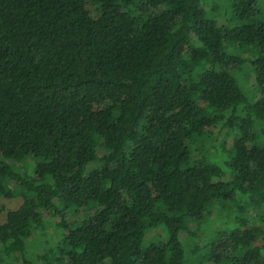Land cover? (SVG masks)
<instances>
[{"label":"trees","instance_id":"16d2710c","mask_svg":"<svg viewBox=\"0 0 264 264\" xmlns=\"http://www.w3.org/2000/svg\"><path fill=\"white\" fill-rule=\"evenodd\" d=\"M90 1L0 0V264H264V0Z\"/></svg>","mask_w":264,"mask_h":264},{"label":"rangeland","instance_id":"374dc122","mask_svg":"<svg viewBox=\"0 0 264 264\" xmlns=\"http://www.w3.org/2000/svg\"><path fill=\"white\" fill-rule=\"evenodd\" d=\"M215 1L220 7L225 8V6H227L226 0H215ZM76 4L78 6V11L80 14H86L88 12L92 13L94 8L100 6L99 4H93L90 0H76ZM204 4L205 3H203L202 5L204 6ZM230 21L233 24L236 23L234 11L231 12ZM241 55H242V58H245V59L249 58L250 56V54L248 53L246 49L241 51ZM240 78L243 80L242 82L244 83H242L243 84V87H242L241 82L237 81L239 87L241 88L244 94H249L248 88L251 87L252 83H251L250 70L247 64H244L242 66V73L240 75ZM202 153L207 158L209 157V159H211L212 162H215L218 166L222 167V162L225 159V155L219 152L216 144L209 145L202 151ZM23 166L24 168L28 167L26 162L23 163ZM222 180L223 181L227 180L226 173L222 175ZM20 195L31 197V194L27 193L25 190H21ZM21 201L22 200L20 197H16L13 199L0 198V206L3 208L2 215L0 216V222L3 221L5 212L16 209L20 205ZM260 204H261L260 207H262V210L264 211V199H262V202ZM46 215L47 216H46V220L44 224V229H42L41 231L40 230L36 231V233L33 235V237L35 236L33 243H28V246L34 244L33 248H37L44 239L48 241L55 239L56 234L58 233V229L63 227L65 223H68L71 221V217L68 216L65 223L64 222L58 223L56 220H53L50 217L49 213H46ZM226 216H230V211H227V210L225 211L224 207L221 204L217 203L215 205H209L207 207V211L205 213V218H204L205 223H204L203 235L206 237L208 241L211 238L212 233L214 232L216 226L219 227L220 225H223L221 224V221H224ZM262 221H263L262 224H260L259 222L257 225L262 227V230L264 232V213L262 216ZM263 237H264V234H263ZM156 241H158V235L154 231L150 233L149 236H147L145 242L154 243ZM50 243H51V246H54V243L52 241ZM28 246L25 250V253L27 255L26 258L30 261L37 260L35 259V256H34L35 250H33V248H28ZM186 254H187V259H189L190 253H189V250L187 249H186ZM9 264H20L19 257L17 256V257L10 259Z\"/></svg>","mask_w":264,"mask_h":264}]
</instances>
